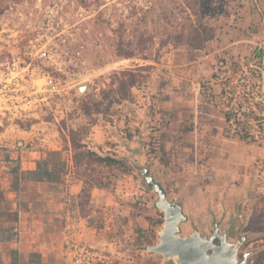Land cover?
I'll list each match as a JSON object with an SVG mask.
<instances>
[{"label":"rangeland","instance_id":"rangeland-1","mask_svg":"<svg viewBox=\"0 0 264 264\" xmlns=\"http://www.w3.org/2000/svg\"><path fill=\"white\" fill-rule=\"evenodd\" d=\"M195 12L216 29L203 49L187 44ZM221 57H264V0H0V186L12 191V168L56 149L68 164L60 195L70 196L67 184L79 183L71 130L89 148L127 158L108 172L102 208L75 206L81 218L76 211L59 244V264H74L82 244L102 250V264H170L140 248L158 240L164 221L145 218L163 219L140 166L184 201L182 234L208 235L214 221L234 228L235 202L253 196L242 208L241 252L264 258V138L230 134L198 89ZM10 242L0 243L1 264Z\"/></svg>","mask_w":264,"mask_h":264},{"label":"trees","instance_id":"trees-1","mask_svg":"<svg viewBox=\"0 0 264 264\" xmlns=\"http://www.w3.org/2000/svg\"><path fill=\"white\" fill-rule=\"evenodd\" d=\"M195 23L187 39V44L194 49H203L207 42L213 40L216 29L213 25L202 19L197 12ZM125 57H131V51L126 52ZM137 70H122V72H135ZM129 86L136 83L133 74ZM70 142L72 148V166L74 177L80 182V189L77 193L78 205L80 208L88 206L91 198V191L94 187L105 189L110 180L108 172L120 167L127 160L125 156L114 153H101L89 148L81 138L79 132L71 130ZM68 171V164L62 157L60 150L46 149L36 160L34 169H20L18 166L12 168L11 189L16 195L19 193L20 182H48L53 184L62 183ZM6 201V190L0 186V205ZM161 217H163L162 213ZM148 223H162L163 219H154L151 216L145 217ZM19 210L0 206V242L15 241L18 238ZM142 245L140 248H146ZM10 264H45L42 261L38 250L29 251L26 260H21L19 252L15 248H9ZM0 255V264L2 263Z\"/></svg>","mask_w":264,"mask_h":264},{"label":"crops","instance_id":"crops-1","mask_svg":"<svg viewBox=\"0 0 264 264\" xmlns=\"http://www.w3.org/2000/svg\"><path fill=\"white\" fill-rule=\"evenodd\" d=\"M38 157L25 160L23 169H34ZM58 185L48 182H22L18 195L14 191L6 193V201L0 206L19 210L18 238L10 242V247L17 249L20 257L25 256L29 251L39 249L42 259L47 264L61 263L62 252L59 244L66 241L70 232L69 228L76 226L75 215L79 214V208L75 206L79 207L77 193L80 182L73 185L67 184L65 190L70 195L68 197L60 195L62 187ZM243 190L247 191L245 188ZM220 191L223 197L225 188L221 187ZM103 193L104 189L94 187L88 206L102 208L105 199L102 196ZM240 194L245 195L242 192ZM75 201L76 205H74ZM78 218H81L80 214ZM4 264H10V260Z\"/></svg>","mask_w":264,"mask_h":264},{"label":"built area","instance_id":"built-area-1","mask_svg":"<svg viewBox=\"0 0 264 264\" xmlns=\"http://www.w3.org/2000/svg\"><path fill=\"white\" fill-rule=\"evenodd\" d=\"M206 102L224 112L228 131L247 140L264 138V57L253 62L244 57H221L208 78L198 84ZM74 264H102V250L75 245ZM248 256L247 264H264V258Z\"/></svg>","mask_w":264,"mask_h":264},{"label":"water","instance_id":"water-1","mask_svg":"<svg viewBox=\"0 0 264 264\" xmlns=\"http://www.w3.org/2000/svg\"><path fill=\"white\" fill-rule=\"evenodd\" d=\"M83 86H77L78 94L83 92ZM142 183L156 193L155 207L163 214V224L158 230V240L146 246L149 252L159 254L170 264H247L248 256L253 250L241 252L246 235L240 234L245 222L243 205L253 196L238 199L234 204V213L239 217V223L234 228H224L214 221L212 232L207 235L198 228L188 234L181 233V224L187 220L183 211L182 201L174 200L154 172L147 166H140Z\"/></svg>","mask_w":264,"mask_h":264},{"label":"flooded vegetation","instance_id":"flooded-vegetation-1","mask_svg":"<svg viewBox=\"0 0 264 264\" xmlns=\"http://www.w3.org/2000/svg\"><path fill=\"white\" fill-rule=\"evenodd\" d=\"M210 228H211V229H210L209 234L212 232V230H213V228H214V224H212V225L210 226ZM209 234H208V235H209Z\"/></svg>","mask_w":264,"mask_h":264}]
</instances>
